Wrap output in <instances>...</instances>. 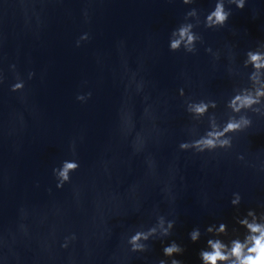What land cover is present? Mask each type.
Here are the masks:
<instances>
[{
    "label": "clouds",
    "instance_id": "9594fccd",
    "mask_svg": "<svg viewBox=\"0 0 264 264\" xmlns=\"http://www.w3.org/2000/svg\"><path fill=\"white\" fill-rule=\"evenodd\" d=\"M195 0H182L184 5H191ZM235 5L237 9L243 10L246 0H216L214 8L210 10L203 21L204 27L209 29L223 28L231 16V9L226 8L225 4ZM193 17H199L198 10L191 8L184 16V21L180 23L172 32L169 38V50L172 52L179 51L181 48L186 53H195L197 51L196 44L202 42V38L194 29L201 23L200 17L197 23H192ZM88 34H84L77 40L79 46L81 40H87ZM259 44L255 49L246 52L244 65L253 68L252 76L255 72L264 69V52L259 50ZM212 52L211 48L206 49ZM218 58V54H214ZM13 69L15 65L12 66ZM34 73H29V79ZM264 75V74H262ZM252 78L251 76L249 77ZM3 77L0 75V82ZM24 81L17 77V82L11 86V91L18 92L24 88ZM138 89L142 85L137 86ZM249 93V94H245ZM180 96H184V90H179ZM91 97V92L87 94H78L76 99L80 102H86ZM264 104V88L250 90L242 88L228 100L227 107L231 109L234 115L227 118L222 124H216L215 113L209 114L210 109H215L217 104L212 100H200L195 102L186 101V111L192 118L198 119L205 116L208 117V129L203 135L191 141L181 142L179 149L181 151L193 150L197 153L212 152L217 149L228 150L232 147L233 134L240 133L251 127L252 120L245 114L248 111L264 116V111L258 105ZM73 155L75 152L73 150ZM239 159L243 160V156ZM80 167L78 160L65 159L58 167L53 168V175L57 180L56 187L63 188L65 183L70 182L71 173ZM242 197L240 193H233L230 203L233 207L238 208L241 204ZM264 207V206H262ZM235 224L238 228H233V233H237L233 238L225 241L222 237L229 234L228 225L224 222L211 224L207 226L205 232L209 234L205 248L199 252L201 264H264V211L257 213L255 209H248L243 216L234 217ZM175 227L174 220H168L165 216L159 215L156 223L146 230H137L127 239L129 249L133 253H144L148 251V241L153 238L163 240L172 234ZM239 229H243V237L238 234ZM200 229L194 228L189 233L190 240L195 243L201 238ZM68 239H75L73 235L66 238L63 247L68 246ZM163 256L168 259H160L158 264H182L181 260L175 258L182 255L184 248L172 241L165 245L162 249Z\"/></svg>",
    "mask_w": 264,
    "mask_h": 264
}]
</instances>
